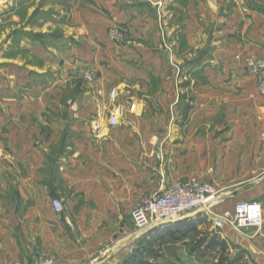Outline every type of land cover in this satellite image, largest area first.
<instances>
[{
    "label": "crops",
    "instance_id": "1",
    "mask_svg": "<svg viewBox=\"0 0 264 264\" xmlns=\"http://www.w3.org/2000/svg\"><path fill=\"white\" fill-rule=\"evenodd\" d=\"M124 1L92 0L104 10L98 16L72 10L70 26L78 21L82 27L67 34L78 37V46L50 47L48 53L26 40L24 48L39 64L8 68L0 108V264H32L41 257L55 264H120L140 240L205 233L240 202L261 206L262 225L233 230L225 224L216 235L227 243L225 257L232 246L234 262L241 257V264H264V99L252 77L234 75L244 57L264 58V13L242 0H229L225 13L222 0H208L217 29L214 59L204 61L199 0H147L161 6L160 15L128 11ZM95 17L125 25L137 42L120 48L107 38L110 54L102 59L91 40L103 32L102 25L91 29ZM181 39L199 58L185 62ZM171 44L175 56L166 53ZM78 65L96 73L82 92L61 93L59 80L45 75L48 68L57 74ZM16 84L21 92L13 91ZM160 176L168 183L213 184L212 214L136 230L132 212L156 193ZM52 200L62 204L61 213Z\"/></svg>",
    "mask_w": 264,
    "mask_h": 264
},
{
    "label": "rangeland",
    "instance_id": "2",
    "mask_svg": "<svg viewBox=\"0 0 264 264\" xmlns=\"http://www.w3.org/2000/svg\"><path fill=\"white\" fill-rule=\"evenodd\" d=\"M121 1V0H119ZM204 6L203 12L205 14L204 21L202 23V29L204 34V45L202 48V59L204 61H210L214 59L212 52V43L216 42L213 38V33L217 29L214 22L211 20V15L208 0H199ZM221 1V0H220ZM222 0L221 12L229 13L231 11V1ZM244 5L257 9L264 13V0H242ZM122 4L123 7L132 10L133 12H154L156 15H160L161 11L159 7H153L147 0H125ZM182 4H187L184 0H179ZM194 2V1H193ZM197 5V4H196ZM208 5V6H207ZM192 6V15H194L195 4ZM221 6H219L220 8ZM194 8V9H193ZM72 10L77 13L85 12L84 10L91 11L92 16H98L102 14L104 10H101L99 6L92 2V0H0V108H2L1 95L7 92V85L4 83L5 79H8V68H14L17 72L19 70L18 65L25 66L27 64H39V58L28 50H26L25 41L29 43L41 44V48L50 53V47H53L56 51L66 50L70 46H78L79 39H76L67 34L68 28L75 30V34L79 32L82 27V23L76 21L73 27L71 20H69V14ZM177 8H170L169 12L176 14ZM97 13V14H96ZM197 14V13H195ZM100 16V15H99ZM163 17L157 20V29L162 34V30L165 27L163 24ZM82 20V19H81ZM126 22L125 24H128ZM102 25V37H92L91 40L98 46V50L102 54V59H107L109 52H106L105 40L108 38L110 42L116 46L122 48V46L133 47L137 42L136 35L128 29L125 25L121 26L116 22H105L95 17L91 21V29ZM200 28V27H198ZM162 43L164 37H160ZM181 39V50L185 49V62L191 59L199 58L200 54L197 50L195 53L193 49L189 48V45L184 44ZM28 43V44H29ZM158 45V49L162 52L165 47ZM167 42L164 44L166 45ZM94 45V44H92ZM94 47L90 48L91 52ZM165 52V51H164ZM166 53L172 56L177 55V49L171 44V47L166 48ZM243 58L242 67L235 71V76L250 77L245 69V59ZM47 57L46 60H49ZM127 59V58H126ZM130 59V58H129ZM133 60H142L139 58H132ZM75 62V61H74ZM11 64V65H9ZM41 64V63H40ZM241 64V63H240ZM86 68L83 65H78L74 69L68 72L52 71L51 68L45 70L47 80L50 81L53 78H57V90L61 93H78L83 91V84H89L80 76V72ZM94 71V70H93ZM55 72V73H54ZM52 78V79H51ZM22 86L18 88V85H13V91L21 92ZM213 224L212 228H209L205 233L200 232H188L186 236L182 237L181 232H175L174 237H164L159 235L155 237L152 244L149 245L153 255L143 259L146 264H219V254L209 251L205 248L207 242L213 238L215 231ZM188 231V230H187ZM207 232V233H206ZM208 234L207 236H205ZM141 238V237H140ZM164 238V239H162ZM141 240L137 245L130 246L126 258L133 255H137L136 251L142 249ZM147 246V245H146ZM232 246L229 247V253L224 257L223 264H231L236 260L234 253H232ZM237 256V255H236ZM125 258V259H126ZM121 264V263H120Z\"/></svg>",
    "mask_w": 264,
    "mask_h": 264
},
{
    "label": "built area",
    "instance_id": "3",
    "mask_svg": "<svg viewBox=\"0 0 264 264\" xmlns=\"http://www.w3.org/2000/svg\"><path fill=\"white\" fill-rule=\"evenodd\" d=\"M244 65L249 76L255 80L259 95L264 99V58L247 57ZM79 74L89 84L96 79V73L89 68H84ZM115 95L116 91L111 90V101ZM109 124L115 125L114 116L110 117ZM156 159L161 161L160 154L156 155ZM216 195V188L209 182L192 179L168 183L160 176L156 193L141 201L132 212L133 225L136 230H146L162 222H176L190 214L203 213L209 216ZM51 205L56 213L63 211L58 200H52ZM262 223L261 206L246 202L237 203L232 212H224L212 220L215 229H222L225 224L233 230L259 228ZM32 264H55V261L51 257H41Z\"/></svg>",
    "mask_w": 264,
    "mask_h": 264
},
{
    "label": "trees",
    "instance_id": "4",
    "mask_svg": "<svg viewBox=\"0 0 264 264\" xmlns=\"http://www.w3.org/2000/svg\"><path fill=\"white\" fill-rule=\"evenodd\" d=\"M186 231V232H185ZM184 232H181V236L184 237L187 235L188 232L190 231H193V232H197V231H194V230H185ZM175 232L177 231H174V232H170V233H167L164 237L166 238H170V237H174L175 236ZM208 234H206L205 236H207ZM158 236V235H156ZM164 239V238H162ZM155 240V238L153 239ZM152 241H145L143 244H140L142 245V249H138L136 251L137 255H133L129 258H127L126 260H124L121 264H146L147 262L144 261L143 259V256H146V257H149L151 255H153L154 253L152 252L151 248H149V245L152 244ZM147 245V246H146ZM205 248L209 251H212L214 253H218L219 254V264H223L224 263V257H225V254H226V251H227V243L225 241H219V238L216 234L213 235V238L211 240H209L205 246ZM151 254V255H150ZM241 257L238 259L240 260ZM236 261L231 264H241L239 263V261Z\"/></svg>",
    "mask_w": 264,
    "mask_h": 264
},
{
    "label": "water",
    "instance_id": "5",
    "mask_svg": "<svg viewBox=\"0 0 264 264\" xmlns=\"http://www.w3.org/2000/svg\"><path fill=\"white\" fill-rule=\"evenodd\" d=\"M162 223H165V222H162Z\"/></svg>",
    "mask_w": 264,
    "mask_h": 264
}]
</instances>
